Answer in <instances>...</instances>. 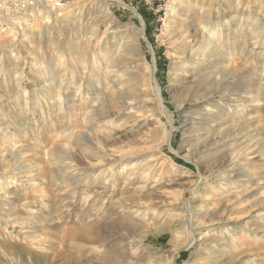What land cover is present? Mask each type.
<instances>
[{"label": "rangeland", "instance_id": "obj_1", "mask_svg": "<svg viewBox=\"0 0 264 264\" xmlns=\"http://www.w3.org/2000/svg\"><path fill=\"white\" fill-rule=\"evenodd\" d=\"M3 1L0 19L26 20L23 0ZM29 1L43 13L33 22L35 29L47 9L45 1ZM60 1L39 37L37 30L24 37L22 25L11 20L0 26V155L6 157V163L0 160V183L6 176L16 178L9 194L0 193V264H264V0H186L181 6L191 23L230 22L228 38L239 37L238 45L246 46L231 58L237 73L231 75L229 90L216 92L227 113L210 124L194 113L191 100L177 106L187 93L186 76H172L173 62L184 54L175 41L182 27L169 23L182 18L177 0ZM201 11L208 14L201 16ZM58 13L61 17L54 19ZM196 23L195 47L202 35ZM142 30L145 35L140 36ZM122 38L136 43V50L120 55L115 45ZM104 49L115 72L107 80L100 77L98 84L94 60ZM152 66L166 106L163 115L152 99L146 104L148 113L137 110L135 98L149 90ZM210 71L219 75L220 66ZM100 87L115 124L106 121L105 110L82 99L87 90L100 93ZM66 92L73 95L70 101ZM120 100L128 107L124 112ZM90 117L98 121L91 131L94 140L111 150L146 141L151 148L133 161L161 155L157 171L129 183L120 173L112 177L109 160L88 152L77 137L89 130ZM124 117L126 125L120 126ZM72 129L76 134L70 150ZM12 147L19 151L17 159L9 154ZM70 160L77 165H66ZM94 162L98 165L92 171L89 163ZM16 191L22 200L13 195ZM237 193L242 199H236ZM188 201L196 212L213 208L208 218L194 217V233ZM6 210L16 212L12 220L2 215ZM33 212L41 214L34 222ZM22 223L28 225L20 233L13 224ZM231 231L238 233L232 237Z\"/></svg>", "mask_w": 264, "mask_h": 264}, {"label": "bare ground", "instance_id": "obj_2", "mask_svg": "<svg viewBox=\"0 0 264 264\" xmlns=\"http://www.w3.org/2000/svg\"><path fill=\"white\" fill-rule=\"evenodd\" d=\"M39 1H45L44 3H42V5L45 7V9H47V15L44 17L45 20L42 23H38V25H40V27L38 28H33V25H36L35 23H33L34 21H39V16L41 17L43 13H41L40 11H34L33 8L35 6V4L33 2L30 3L29 0H23V6L26 8V10L24 11V13H22L21 16H23L24 18H26V20L23 21H15L16 17H10L8 18L7 16H5V18L1 21L0 19V26L3 25V21L4 22H8L11 20L10 23H12L13 25H17L19 23V28L21 27L20 25H22V28H24V37L28 38L27 35L29 34V32H34L35 30H37L38 32V36L40 35V32L46 31L48 28V24L51 21L52 17H53V2L52 0L47 1V0H39ZM38 1V2H39ZM186 0H177V5L180 6L181 8V16L182 18L179 20L177 18L174 19V21H171L169 19V23H173L179 27L181 26L182 29H180L177 32V35H175L176 37V42H177V46L182 47V50L178 51V53L183 55H180V57L178 58V60L175 62H173V72L174 74L173 79L177 80L179 77L182 76H186V87H185V91L187 90L186 96L183 97V99L181 100V102H179V104L177 105L178 108H182L183 105H185L187 100H191L193 108H194V113L199 115L201 117V119L203 120H208L207 123H209V121H212V119L214 118H221L223 117V115H225L227 113V109L225 108V104L221 103V101L219 99L216 98V92H219V90H224L226 89V86L228 84L233 83V75L235 72L237 73V66L234 65L235 67L232 68L231 67V58L232 56L236 53L237 49H240L241 53L245 52L246 49L245 47H240L238 45L239 42V37H236L234 39H232L230 41V39L228 38V29H229V24L230 22L226 21V22H213L210 23V21L205 20L206 22H190V16H188L186 13L187 9L185 7H181ZM52 2V3H49ZM4 1L1 0L0 1V8L2 9L4 7ZM175 5V4H174ZM43 7V8H44ZM210 9V8H209ZM32 10V11H31ZM211 10V9H210ZM209 10V11H210ZM212 12V11H211ZM7 12H5L6 14ZM199 13L200 15V11H197V14ZM175 14V13H174ZM201 16H204L207 13V11H201ZM61 13L56 14V16L54 17V19H57L59 17H61ZM235 16V15H234ZM180 17V16H179ZM210 17V16H209ZM196 19V17L194 18V20ZM235 19V18H234ZM41 21V20H40ZM196 25L199 26L200 32L202 33L201 35V40L200 43L195 47L194 44V36L195 33L192 31V25L195 26ZM237 25V24H236ZM255 25V24H254ZM15 27V26H14ZM235 30V29H234ZM40 31V32H39ZM230 31V30H229ZM236 33H238V28L236 27ZM31 34V33H30ZM96 34V30L94 31L93 35ZM145 35L144 31L142 30V32H140V36ZM252 35V34H251ZM249 35V36H251ZM256 35V33L254 34ZM258 35V32H257ZM253 36V35H252ZM133 38V37H132ZM138 38V36H137ZM251 38V37H250ZM254 39V38H253ZM26 41V40H25ZM179 41V42H178ZM246 41V40H245ZM244 41V42H245ZM24 42V40H23ZM22 42V43H23ZM27 42V41H26ZM25 42V43H26ZM197 43V42H196ZM246 44V43H244ZM248 44V43H247ZM116 49H118V53L121 55L122 53H125L128 49L129 50H136V48L138 47V45L136 43L131 42L130 40H128L127 38H122V41H119L116 45ZM183 48H189V53H187L186 49ZM188 50V49H187ZM250 52H252V50H250ZM239 53V52H238ZM249 54V52H248ZM96 58L94 60V66H95V70L99 69V71H97L98 73L96 74V81L99 84L101 78L100 77H104L105 80H107V78L111 77V73L114 74V71L112 70V67L115 65L114 61L110 58L109 56V52L104 49L101 50V52H98L96 54ZM211 56H216L217 58L214 59L212 61ZM253 57V56H252ZM251 57V58H252ZM214 58V57H213ZM249 60V59H248ZM219 65L220 66V74L219 75H212L213 72L215 71H210V67L212 66H216ZM102 69H104L102 71ZM239 72V71H238ZM247 74V73H246ZM84 75V74H83ZM83 75L81 77H79V79L82 81L83 80ZM236 75V74H235ZM237 76V75H236ZM231 79V80H230ZM119 80V79H118ZM122 80V79H121ZM120 80V81H121ZM251 80V79H250ZM115 81H113L114 83ZM235 82V81H234ZM148 84L150 85L149 90H147L146 92H144L143 94H139V96H137L135 99H137L136 101L138 103H140V106L137 107V110H139L142 114H146L148 113V111L146 110V104L149 102V100L154 102V104H156L157 109L160 111V115H163L165 113V105H164V101L163 98L161 96V91H160V87L157 83V79L155 77V68L152 66V68L150 69V71L148 72ZM113 86V85H111ZM48 87V86H47ZM104 88V86H102ZM102 87H100L99 92L100 93H96L94 94L93 92L87 90L86 92L83 93L82 95V99L86 101V103L89 101L91 102V108L93 109H98V110H105L104 114H105V118H109L111 116V114H109V108H105L106 104L104 99L105 94H103L102 91ZM67 88H69V86L67 85ZM111 88V87H110ZM145 88V87H144ZM105 89V88H104ZM109 89V87H108ZM61 90V89H60ZM229 90V89H226ZM234 90V89H233ZM59 91V90H58ZM110 91V90H109ZM124 91V90H123ZM122 91V92H123ZM120 92V91H119ZM222 92V91H220ZM249 92H253V91H249ZM191 93H194L196 96H194V98H188L190 97L189 95ZM230 93V92H229ZM111 94V93H110ZM109 93L107 95H110ZM116 94V93H115ZM252 94V93H251ZM114 95V93H113ZM120 95V94H119ZM253 95V94H252ZM66 99L67 101H70V96L71 93L70 92H66L65 93ZM73 96V95H72ZM71 96V98H72ZM117 96V95H116ZM144 97V98H143ZM149 97H152L149 99ZM251 98V97H250ZM81 99V98H80ZM133 99V98H132ZM256 99V98H255ZM255 99L252 97L251 98V102H255ZM250 102V101H249ZM98 104V106L96 105ZM120 105H121V109L122 111H126L128 107H124V103L120 100ZM117 106V105H116ZM120 108V107H119ZM96 110V111H98ZM94 111V113L96 112ZM121 111V110H120ZM85 112V111H84ZM88 112V111H87ZM97 113V112H96ZM103 113V112H101ZM120 113V112H119ZM155 114V113H154ZM89 112L87 113V116L89 117ZM114 115V114H113ZM112 115V116H113ZM126 115V113L124 114V116ZM97 116V115H96ZM128 116V115H127ZM93 117V116H92ZM119 117V116H118ZM102 118V117H101ZM125 119L122 120L121 123H118L120 126L124 125L126 123V117H124ZM160 118V117H159ZM91 119V117H90ZM158 119V118H157ZM92 120V125L90 126L89 130H81L79 131V134L77 135V137L80 139V141H82V143L84 142L85 144V148L90 149L88 152H90L91 154H93L94 156L101 158L102 156L104 157V159L109 160V162L111 163V169L112 170V177L116 176V173H120L122 175H125V183H129L131 182L132 178H134V181L136 180V178H138L139 175H142V177L146 176L147 177H151V175H153L154 172L157 171V166H158V159L161 156H154V157H149L146 160H143L142 162L139 163H135L133 160H135L136 155L142 153L145 154L147 149L151 148L149 146H145L144 142H138L136 145L133 144L134 147H120L119 149L115 150V149H109L106 146H104L103 144H101V142L95 141L91 131L93 129V127L96 125L95 123L98 121H95V119H91ZM97 120V119H96ZM108 120V123L110 124H115V120L114 119H106V121ZM119 120V119H118ZM200 120V119H199ZM201 121V120H200ZM172 123V122H171ZM212 123V122H211ZM98 124V123H97ZM210 124V123H209ZM126 125V124H125ZM232 125V124H231ZM235 125V124H234ZM233 125V126H234ZM117 126V125H116ZM164 127V126H163ZM238 127V126H237ZM114 128V127H113ZM227 129V128H226ZM230 129V128H229ZM220 130V129H219ZM222 131V130H221ZM221 131H219V133H222ZM111 132V131H110ZM217 133V132H216ZM76 132L73 131V129L70 131L69 135L67 136V141L68 144L70 145V147H68L67 149L70 148V150L73 148L71 147V140L75 137ZM153 134V133H152ZM167 136L169 137L171 136V131H166ZM218 134V133H217ZM202 136V135H199ZM146 138V137H145ZM153 138V137H152ZM140 139V138H139ZM144 139V138H143ZM169 139V138H168ZM200 139V138H199ZM143 141V140H142ZM199 141V140H198ZM161 142V141H160ZM152 143V142H150ZM149 143V144H150ZM154 144V143H153ZM257 144V142H256ZM68 145V146H69ZM123 145V144H122ZM151 145V144H150ZM193 145V144H192ZM254 145V144H253ZM128 146V145H127ZM130 146V145H129ZM160 148V147H159ZM158 148V150H159ZM257 148V146H256ZM157 149V148H154ZM248 149V148H247ZM86 152L87 154H90ZM161 153H163L161 151ZM236 153V152H235ZM241 151H237L236 154H241ZM6 154V153H5ZM10 156L16 158L19 154V151L16 147H12L9 151ZM159 154V153H158ZM154 155V154H153ZM163 155V154H162ZM237 155V156H238ZM240 158V157H239ZM6 159V157L4 156V154L0 155V160L2 162H5L4 160ZM17 159V158H16ZM264 159V158H263ZM166 160V159H165ZM9 162V161H8ZM16 161L13 160L12 164L14 165ZM73 161L70 160V162H68L66 165L69 166H76L77 164L72 163ZM101 162V161H100ZM6 163V162H5ZM11 163V162H10ZM71 163V164H70ZM73 164V165H72ZM91 170L93 171L98 163L94 162V163H89ZM12 167V165H11ZM246 167V166H245ZM18 169V168H16ZM160 169V168H159ZM25 170V169H24ZM248 170V169H247ZM21 171V170H19ZM28 171V169H27ZM71 171V170H70ZM248 172V171H247ZM21 173V172H19ZM111 173V172H110ZM18 174V173H17ZM75 174V173H74ZM247 174V173H246ZM249 174V173H248ZM23 175V174H22ZM21 175V176H22ZM27 175V174H26ZM25 176V175H24ZM23 176V177H24ZM251 176V175H250ZM253 176V175H252ZM2 177V176H1ZM20 179V178H19ZM30 179V178H28ZM107 179V178H106ZM141 179V178H140ZM16 178L12 177V176H6L5 178H2V181L0 183V193L1 191H4L6 193H10L11 190H9L8 186L13 184L15 182ZM25 180V179H24ZM93 180H95L93 178ZM109 180V179H108ZM107 180V181H108ZM28 181V180H27ZM77 182V181H76ZM26 183V182H25ZM108 183V182H107ZM105 182V184H107ZM232 186V185H231ZM30 187V186H29ZM140 188V187H139ZM14 190V189H13ZM12 190V191H13ZM127 190V189H126ZM136 190V189H135ZM212 191V190H211ZM88 192V191H87ZM5 193V194H6ZM12 193V192H11ZM231 193V192H230ZM216 194V193H215ZM228 194V193H227ZM226 194V195H227ZM11 195V194H10ZM9 195V196H10ZM13 195H15V197H17L19 200L21 199V194H17L13 193ZM213 196V193L208 192L207 196H210V198ZM206 196V195H205ZM217 196V195H216ZM225 196V193H224ZM234 196H236V199H242L240 197V195L237 193ZM6 197V196H5ZM12 197V196H11ZM240 197V198H239ZM247 197V196H245ZM10 198V197H9ZM14 198V197H13ZM190 198V197H189ZM205 198V197H204ZM203 198V200H205ZM226 198V196H225ZM244 198V197H243ZM16 199V198H14ZM209 198H207L208 200ZM228 199V197H227ZM18 200V201H19ZM188 200V199H187ZM220 200V198H219ZM226 200V199H225ZM231 200V199H230ZM17 201V202H18ZM43 201V200H41ZM87 201V200H86ZM210 201V200H209ZM223 201V200H222ZM227 201V200H226ZM229 201V200H228ZM235 201V200H234ZM119 202V201H118ZM230 202V201H229ZM237 202V201H235ZM12 203V202H11ZM206 203V202H205ZM210 203V202H209ZM232 203V202H231ZM188 210H189V217H188V221L190 222V226L192 227V232L194 233L195 229H194V217L197 215L198 216H206L210 213V210L213 211V208L210 207V210L208 208V211L203 212V210H200L197 212L193 211V209L191 208V204L192 202L188 201ZM216 204V203H215ZM214 204V205H215ZM138 205V204H137ZM212 205V203H211ZM229 205V204H227ZM232 205V204H231ZM141 206H145L148 207V204H143ZM205 206V204H204ZM203 207V206H202ZM206 207V206H205ZM219 207V206H218ZM230 207V206H229ZM4 208V207H3ZM212 208V209H211ZM129 209V208H128ZM202 209V208H201ZM217 209V208H216ZM224 209V208H223ZM227 207L224 209L226 210ZM37 211V210H36ZM147 211V210H146ZM40 212V211H39ZM119 212H124L122 210H119ZM134 213L137 214H141L142 212H140L138 209L133 210ZM148 212V211H147ZM216 212V210H215ZM117 213V212H116ZM126 213V212H125ZM124 214V213H123ZM127 214V213H126ZM216 214V213H215ZM2 215L5 217H8L9 220H12L13 218H11L12 215H16V212L12 211V210H6V211H2ZM38 214L37 212H33L32 213V222L35 221V219L37 218ZM128 215L130 216V218L132 219V215L131 213H128ZM144 216V215H143ZM154 216V215H153ZM173 216V215H172ZM145 217V216H144ZM177 217V216H176ZM207 217V216H206ZM16 218V217H15ZM208 218V217H207ZM173 219V218H172ZM187 220V217H186ZM218 220V219H217ZM2 222H4V224L6 223L7 225V221L6 220H2ZM24 222V221H23ZM200 222V221H199ZM31 222H29V225ZM182 223V222H181ZM202 223V222H201ZM18 224V223H17ZM20 224V223H19ZM25 225L26 223H22L20 226L13 224L14 227H19V232L21 233V230L24 228L22 225ZM199 224V223H198ZM28 225V223L26 224ZM35 226V225H34ZM27 227V226H26ZM30 227V226H29ZM36 227V226H35ZM197 227V226H196ZM200 227V226H199ZM189 228V227H188ZM25 229V228H24ZM24 232V231H23ZM34 232V231H33ZM29 233V232H28ZM238 233V231H231V235L232 237L235 236ZM17 234V233H16ZM230 235V236H231ZM26 236V235H25ZM194 236V235H193ZM212 237V235H210ZM214 236V235H213ZM27 237V236H26ZM30 237V236H29ZM175 237V236H174ZM192 237V236H191ZM32 238V237H31ZM216 238V237H214ZM175 239V238H174ZM224 239L223 236L220 237V241H222ZM28 240V238H27ZM194 240V237L192 240L188 241V245H190L192 243V241ZM216 240V239H215ZM223 242V241H222ZM225 242V240H224ZM226 243V242H225ZM229 243V242H228ZM227 243V244H228ZM238 244V243H237ZM226 245V244H224ZM234 247V246H233ZM238 248V247H237ZM237 250V249H236ZM238 251V250H237ZM235 253V251H233ZM239 252V251H238ZM217 253V252H216ZM233 253V254H234ZM240 253V252H239ZM238 254V253H237ZM244 255V254H243ZM210 256V255H209ZM208 256V257H209ZM213 260V257H211ZM215 258V257H214ZM217 258V256H216ZM221 258V257H220ZM233 259V258H232ZM209 260V259H208ZM211 260V259H210ZM211 260V261H212ZM214 261H216V259H214ZM232 261V260H231ZM222 262V261H221ZM224 262V261H223ZM226 262V261H225ZM211 264V263H208ZM214 264V262H213ZM216 264V263H215ZM220 264V263H218ZM224 264V263H223Z\"/></svg>", "mask_w": 264, "mask_h": 264}, {"label": "built area", "instance_id": "obj_3", "mask_svg": "<svg viewBox=\"0 0 264 264\" xmlns=\"http://www.w3.org/2000/svg\"><path fill=\"white\" fill-rule=\"evenodd\" d=\"M52 2L54 3V5L53 6H61L62 5V1H60V0H52Z\"/></svg>", "mask_w": 264, "mask_h": 264}]
</instances>
